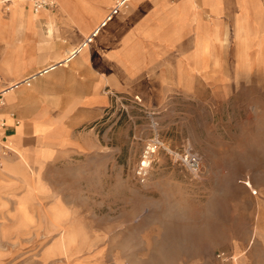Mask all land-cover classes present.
Listing matches in <instances>:
<instances>
[{
  "label": "rangeland",
  "instance_id": "374dc122",
  "mask_svg": "<svg viewBox=\"0 0 264 264\" xmlns=\"http://www.w3.org/2000/svg\"><path fill=\"white\" fill-rule=\"evenodd\" d=\"M254 56L243 55L237 71L231 61L224 75L246 74L214 93L202 88L158 104L118 94L103 115L74 128L88 143L95 137L96 148L66 152L61 140L53 143L52 152L64 154L49 158L43 182L31 181L37 174L28 154L7 136L25 190L15 208H0V264H243L232 257L239 248L246 264H264L256 194L242 183L250 180L264 206V58L258 71ZM44 90L37 86L24 102ZM52 132L63 134L58 126ZM150 139L160 144L140 183L134 171ZM185 152L200 157L198 173L183 161ZM34 190L47 192L42 208H28Z\"/></svg>",
  "mask_w": 264,
  "mask_h": 264
},
{
  "label": "crops",
  "instance_id": "0c3cea01",
  "mask_svg": "<svg viewBox=\"0 0 264 264\" xmlns=\"http://www.w3.org/2000/svg\"><path fill=\"white\" fill-rule=\"evenodd\" d=\"M54 1L53 7L34 11L28 0H0V75L7 80L0 83L2 116L11 143L34 166L37 177L31 181L43 182L49 158L64 154L53 153V143L61 140L66 152L95 149V137L88 143L85 131L74 128L103 115L118 94L158 104L171 95H197L202 88L214 93V88L240 82L245 72L229 77L222 70L232 61L237 71L247 53L256 54L255 68L262 70L264 0H129L109 19L115 0ZM32 75H40L32 88L18 84ZM43 85L46 91L34 103L24 102L25 95ZM56 126L62 136L52 132ZM36 148L40 151L32 162ZM6 164L0 169V208H7V202L15 208L25 190L24 172L12 151ZM248 181L242 183L256 194V222L261 226L262 199ZM46 193L29 194L28 208H42L39 197ZM53 202L54 197L44 208ZM253 242L250 237L248 244ZM245 253L236 249L233 260L246 264Z\"/></svg>",
  "mask_w": 264,
  "mask_h": 264
},
{
  "label": "built area",
  "instance_id": "2783aa9c",
  "mask_svg": "<svg viewBox=\"0 0 264 264\" xmlns=\"http://www.w3.org/2000/svg\"><path fill=\"white\" fill-rule=\"evenodd\" d=\"M129 0H115L114 5L110 8L109 13L107 14L105 19H109L113 14L117 13L120 8L126 7L127 2ZM31 5L34 11L41 10L42 8H50L53 7L55 4L54 0H31ZM95 31L92 32L89 36H87L83 42V45H86L90 42L91 37L94 35ZM35 77L29 76L21 80L18 84H29L32 79ZM17 87V83L14 85ZM2 108H3V101H2V94L0 93V162L2 159L7 156L11 152V148L7 144V135H8V124L6 123V119L2 116ZM12 118L14 119V124H18L19 120L15 116L13 112L10 113ZM159 142L157 139H150L144 145L142 149V153L140 159L136 165L134 175L136 179L140 183H144L147 180L148 173L150 167L153 162V154L156 151L157 147L159 146ZM183 161L187 164L190 170L194 173H198L200 171L201 166V159L198 155L185 152L182 156Z\"/></svg>",
  "mask_w": 264,
  "mask_h": 264
},
{
  "label": "bare ground",
  "instance_id": "6f19581e",
  "mask_svg": "<svg viewBox=\"0 0 264 264\" xmlns=\"http://www.w3.org/2000/svg\"><path fill=\"white\" fill-rule=\"evenodd\" d=\"M78 51V50H77ZM2 101H3V99H2ZM3 103H4V101H3ZM8 156V155H7ZM7 156H5V157H7ZM5 157L3 158V159H5ZM3 159H2V161H3ZM2 161L0 162V164L2 163Z\"/></svg>",
  "mask_w": 264,
  "mask_h": 264
}]
</instances>
